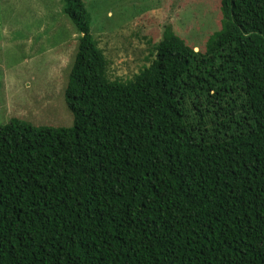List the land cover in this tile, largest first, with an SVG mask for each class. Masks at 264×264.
<instances>
[{
  "label": "trees",
  "instance_id": "obj_1",
  "mask_svg": "<svg viewBox=\"0 0 264 264\" xmlns=\"http://www.w3.org/2000/svg\"><path fill=\"white\" fill-rule=\"evenodd\" d=\"M61 2L72 125H0V264H264V0H219L201 51L164 27L123 83Z\"/></svg>",
  "mask_w": 264,
  "mask_h": 264
},
{
  "label": "rangeland",
  "instance_id": "obj_2",
  "mask_svg": "<svg viewBox=\"0 0 264 264\" xmlns=\"http://www.w3.org/2000/svg\"><path fill=\"white\" fill-rule=\"evenodd\" d=\"M113 82L149 65L162 29L201 51L220 27L219 0H83ZM79 34L61 0H0V125L70 127L63 89Z\"/></svg>",
  "mask_w": 264,
  "mask_h": 264
}]
</instances>
